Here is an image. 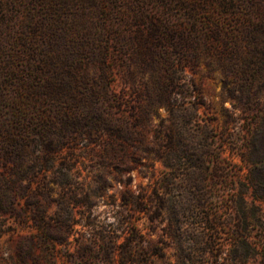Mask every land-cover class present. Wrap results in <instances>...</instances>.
Instances as JSON below:
<instances>
[{"label":"rangeland","instance_id":"rangeland-1","mask_svg":"<svg viewBox=\"0 0 264 264\" xmlns=\"http://www.w3.org/2000/svg\"><path fill=\"white\" fill-rule=\"evenodd\" d=\"M187 1V6L195 3ZM221 1L235 9L194 15L179 0H0V148L24 137L32 154L41 156L47 141L54 145L63 141L73 149L57 151L54 159L43 163L41 174L48 169L50 178L62 180L65 162L71 160L73 176H92L97 157L84 149L76 133L67 132L64 115L87 113L97 99L94 92L105 108L122 96L120 112H129L127 103L139 102L151 84L152 70L143 56L146 44H158V39L151 35L150 22L170 24L182 33L194 25L200 52L195 66L189 61L187 34L170 32L167 41L183 78L192 77L200 87L201 117L192 127H184L174 116L172 135L177 150L185 149L192 138L200 149L210 135V155L178 151L172 167L157 161L147 168L152 161L146 159L113 161L109 171L115 179L109 193L118 194L124 188L119 177L131 176L132 189L145 188L149 193L168 180L174 198L192 208L181 220L186 244L196 249L195 264H242L232 259L238 208L243 204L251 212V178L264 176V28L251 32V41L258 42L256 49L254 44L249 50L237 47L236 42H246L250 36L244 24L253 26L258 18L245 7L248 0ZM161 72L169 71L163 66ZM228 111L235 112L231 123H227ZM155 112L168 116L164 107ZM159 122L153 115L152 124L141 132L149 141L158 142L163 136ZM202 176L206 183L200 192L197 184ZM202 193L201 201L183 200L188 194ZM259 205L264 216V204ZM207 213L218 222L216 227L203 223ZM146 219H141V227ZM167 222L164 218L159 225ZM249 234L250 243L258 244L261 254L251 256L246 264H264V228L249 220ZM7 244L5 235L0 250ZM170 252L172 264H177L176 249Z\"/></svg>","mask_w":264,"mask_h":264},{"label":"trees","instance_id":"trees-1","mask_svg":"<svg viewBox=\"0 0 264 264\" xmlns=\"http://www.w3.org/2000/svg\"><path fill=\"white\" fill-rule=\"evenodd\" d=\"M179 1L189 14L194 15L235 9L232 3L221 0H192L195 3L190 6H187V0ZM245 7L258 20L253 26L244 24L246 35L250 36H246V42L242 40L236 45L249 50L251 44L258 43L251 41V32H260L264 28V0H248ZM149 25L158 44L148 42L145 46L143 59L152 70L146 96L135 104L127 103L131 110L124 113L120 112L124 104L122 96H117L109 108H105L99 101L98 92H94L97 99L92 109L63 117L67 132L76 133V137L84 142V149L97 157L92 176H73L71 160L65 162L62 180L50 178L48 169L44 171L46 174H41L45 169L44 162L54 159L57 151L71 147L63 141L55 145L53 141H47L41 156L32 154L24 137L0 148V241L8 236V244L0 250V264H172L171 248L177 251V255L174 253L177 264L196 263V249L186 244L181 220L192 208L174 198L171 182L158 183L149 193L145 188L132 189L131 176L128 180L119 177L124 188L118 194L109 193L111 180L115 179L109 171L113 161L146 159L152 161L145 165L147 168L157 161L172 167L178 151L194 155L193 151L200 150L210 155V135L200 149L195 147L196 141L192 138L185 144V149L177 150L172 135L173 118L178 116L181 126L192 127L201 117L198 111L203 104L201 90L192 77L183 78L167 41L168 33H182L179 28L156 20ZM196 33L194 25L187 33H182L191 38L189 61L192 67L200 53ZM253 48L256 49L255 44ZM163 66L169 71L167 75L161 72ZM160 107L168 111L167 117L155 112ZM153 115L160 118L163 129L158 142L149 141L141 133L152 124ZM225 115L227 123L235 121V112L228 111ZM206 124L211 129V123L207 121ZM261 135L262 131H259L257 141ZM205 183L202 176L197 184L200 192L205 189ZM251 187V212L243 204L238 208L239 222L233 233L232 259L242 264H246L251 256L261 254L258 244L252 240L250 243L249 220L253 226L264 228L259 205L264 204V176L251 178ZM184 199L201 201L205 194L196 197L188 194ZM144 217L146 224L141 227L140 221ZM204 217L203 223L208 228L218 225L212 214L207 213ZM164 218L168 222L161 227L159 223ZM201 241L204 242V238ZM212 248L214 245L210 243L209 249Z\"/></svg>","mask_w":264,"mask_h":264}]
</instances>
